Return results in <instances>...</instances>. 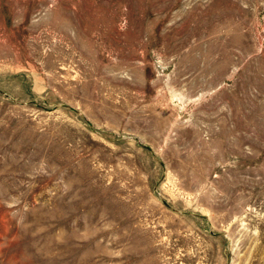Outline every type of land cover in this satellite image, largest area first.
I'll use <instances>...</instances> for the list:
<instances>
[{
	"label": "rangeland",
	"instance_id": "rangeland-1",
	"mask_svg": "<svg viewBox=\"0 0 264 264\" xmlns=\"http://www.w3.org/2000/svg\"><path fill=\"white\" fill-rule=\"evenodd\" d=\"M0 264H264V0H0Z\"/></svg>",
	"mask_w": 264,
	"mask_h": 264
}]
</instances>
